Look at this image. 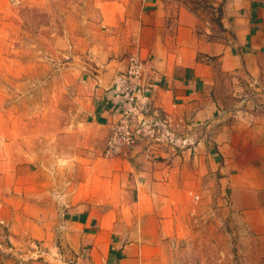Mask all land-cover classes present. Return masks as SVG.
<instances>
[{
  "label": "crops",
  "instance_id": "obj_1",
  "mask_svg": "<svg viewBox=\"0 0 264 264\" xmlns=\"http://www.w3.org/2000/svg\"><path fill=\"white\" fill-rule=\"evenodd\" d=\"M133 1L112 3L121 59L61 86V131L37 114V131L0 133V219L38 241L63 225L68 264H161L200 211L264 216V0H220L216 21ZM122 110L135 144L104 157Z\"/></svg>",
  "mask_w": 264,
  "mask_h": 264
},
{
  "label": "rangeland",
  "instance_id": "obj_2",
  "mask_svg": "<svg viewBox=\"0 0 264 264\" xmlns=\"http://www.w3.org/2000/svg\"><path fill=\"white\" fill-rule=\"evenodd\" d=\"M113 1L120 0H0L2 135L12 130L37 131L31 120L37 114H48L51 129L61 131L64 109L73 108L62 100L61 86L98 74L102 66L110 67L113 60L121 59L114 57L121 33L113 24ZM126 1L129 8L137 5ZM162 3L171 16L185 9L200 19L216 21L220 0ZM66 64L67 70L60 73ZM48 80L52 89L43 86ZM77 106H83L82 100ZM24 122L27 127H22ZM46 128L42 125L40 130ZM230 213L200 211L187 220L184 231L161 251V264H264V216ZM3 220L0 264H68L75 259L73 251L62 243L63 225L49 242L36 240L35 234L23 232L21 227L14 230ZM21 221L11 220L15 225ZM27 223L25 229L30 228L31 223Z\"/></svg>",
  "mask_w": 264,
  "mask_h": 264
},
{
  "label": "built area",
  "instance_id": "obj_3",
  "mask_svg": "<svg viewBox=\"0 0 264 264\" xmlns=\"http://www.w3.org/2000/svg\"><path fill=\"white\" fill-rule=\"evenodd\" d=\"M142 63L136 55H131L127 60L126 75L131 80L139 79L142 74ZM126 111H121V116L117 122L109 128L108 136L104 143L103 156L110 158L119 156L123 151L135 144V129L131 126V121Z\"/></svg>",
  "mask_w": 264,
  "mask_h": 264
}]
</instances>
